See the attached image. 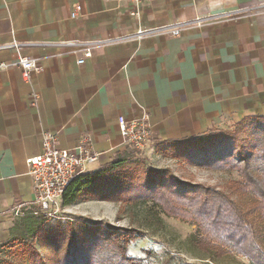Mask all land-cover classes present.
<instances>
[{"label":"crops","instance_id":"crops-1","mask_svg":"<svg viewBox=\"0 0 264 264\" xmlns=\"http://www.w3.org/2000/svg\"><path fill=\"white\" fill-rule=\"evenodd\" d=\"M263 5L264 0H142L139 5L0 0V47L21 45L0 49V64L28 57L40 65L30 82L18 67L0 70V246L12 240L18 218L37 209L27 159L43 152L44 133L55 134L61 149L89 137L100 155L90 166L94 173L131 149L123 142L120 117L136 119L145 111L150 147L264 117ZM77 6L82 11L73 18ZM197 17L213 20L184 29L179 37L134 38L139 29ZM87 48L92 57L79 64Z\"/></svg>","mask_w":264,"mask_h":264},{"label":"trees","instance_id":"trees-1","mask_svg":"<svg viewBox=\"0 0 264 264\" xmlns=\"http://www.w3.org/2000/svg\"><path fill=\"white\" fill-rule=\"evenodd\" d=\"M165 144L176 149L175 157L194 166L236 172L239 179L229 181L227 188L248 198L245 209L223 190L184 183L168 172L130 162L129 151L106 165L109 168L103 166L75 179L64 195L63 206L97 194L127 207L150 203L166 217L194 226L192 245L211 259L238 256L250 264H264V117L246 118L234 129H213L188 141ZM93 233L86 243L99 245L103 235L99 237L98 230ZM138 238L106 233L103 240H107V248L114 253L101 257L97 264H144L128 253L129 246ZM72 244L65 252L67 261L75 264L78 259L74 252L79 247ZM88 250L80 253L79 264L95 262L94 247Z\"/></svg>","mask_w":264,"mask_h":264},{"label":"rangeland","instance_id":"rangeland-1","mask_svg":"<svg viewBox=\"0 0 264 264\" xmlns=\"http://www.w3.org/2000/svg\"><path fill=\"white\" fill-rule=\"evenodd\" d=\"M236 125L220 128L234 129ZM150 145L141 151L129 149L130 162L142 163L147 169L168 172L184 183L223 190L245 209L248 198L233 194L227 188L229 181L239 179L236 172L197 167L184 158L175 157L176 149L172 145ZM33 211L32 215L18 218L12 240L0 246V264H71L67 261L65 250L72 243H77L79 247L74 252L75 259H78L75 264L80 263L81 252L93 247L97 255L95 262L89 264H97L101 257L114 253L107 248V240H103L109 232L139 237L129 246L128 253L142 259L144 264H250L238 256L211 259L210 255L192 245L190 237L194 226L166 217L150 203L127 207L120 202L104 200L97 194L89 199L83 198L72 206H62L54 216L43 214L39 208ZM96 230L100 231L99 237L103 235L102 242L92 246L86 241ZM262 245L264 247V238Z\"/></svg>","mask_w":264,"mask_h":264},{"label":"built area","instance_id":"built-area-1","mask_svg":"<svg viewBox=\"0 0 264 264\" xmlns=\"http://www.w3.org/2000/svg\"><path fill=\"white\" fill-rule=\"evenodd\" d=\"M139 5L142 0H129ZM264 6V5H263ZM82 11L81 6H77L72 17H76ZM242 12V11H240ZM137 16V12L132 13ZM235 16V15H234ZM212 17L201 18L174 24L169 27L153 30L139 29L134 38L137 40L153 34L162 33L171 37H179L184 29L202 28L212 21ZM21 45L13 42L10 45L0 47L19 49ZM92 57V48L83 50V57L78 60L79 64ZM18 67L22 70L23 79L26 82L31 81L32 74L40 70L37 59L28 57H19L12 63L0 64V70L5 71L10 68ZM37 95H33L34 103L37 101ZM118 126L125 145L141 151L145 150L152 142V129L149 125L148 114L144 111L141 117L127 120L124 117L118 119ZM57 136L53 133H44L42 146L43 152L35 157L27 159L29 174L32 177L35 200L32 206L47 215L54 216L60 212L63 206V198L68 187L75 179L90 172V166L99 160V154L92 151L90 138L85 136L81 138L78 145L73 149H61L58 147ZM20 211H17V215Z\"/></svg>","mask_w":264,"mask_h":264}]
</instances>
